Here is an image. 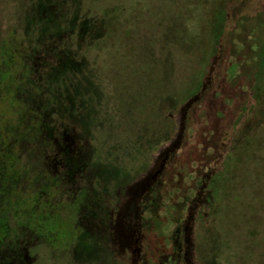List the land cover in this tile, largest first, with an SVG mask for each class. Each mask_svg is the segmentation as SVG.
I'll list each match as a JSON object with an SVG mask.
<instances>
[{
    "label": "rangeland",
    "instance_id": "obj_1",
    "mask_svg": "<svg viewBox=\"0 0 264 264\" xmlns=\"http://www.w3.org/2000/svg\"><path fill=\"white\" fill-rule=\"evenodd\" d=\"M78 1L110 24L82 52L98 95L85 118L74 104L64 146L23 103L30 0H0V264H264V0ZM219 155L202 201L179 212ZM160 175L161 199L181 186L175 231L164 217L131 247L118 218Z\"/></svg>",
    "mask_w": 264,
    "mask_h": 264
},
{
    "label": "trees",
    "instance_id": "obj_2",
    "mask_svg": "<svg viewBox=\"0 0 264 264\" xmlns=\"http://www.w3.org/2000/svg\"><path fill=\"white\" fill-rule=\"evenodd\" d=\"M74 1L30 0L23 18V33L27 38L28 50L31 49L25 55L27 57V62L26 64L24 63L26 68L24 71L26 73L23 72L25 78L22 77L20 80L23 91V103L30 107L33 113L37 114L35 124L39 130H41L42 126H47L49 133H52L51 131L60 132L62 134L61 142L63 141L64 146L70 142L68 135L74 127L71 121L72 118H76L74 114L78 111L80 115L84 111L83 117H87V113L89 109L91 111L95 101L94 97L98 95L96 89L98 84L94 79L93 70L89 67L88 61L82 52L84 53V50L91 46L93 40L102 38L110 24L108 17L106 19L100 16H89L85 11L80 15L79 1ZM228 20V13L223 11L218 18V24L214 31L218 44L222 43L226 35L225 29L228 26ZM213 68L214 66L212 65L209 73H211ZM258 70L261 73L256 72L254 76L256 83L253 86H256L257 83L260 85V81L264 82V76H262L264 74V47L260 53ZM203 83L200 85L197 94L203 89V85H205ZM257 88V86L253 87V91H256ZM206 93L207 91H204L202 96L204 97ZM201 100L194 103L191 108L196 106ZM74 104H76V111ZM190 111L191 109H189V113ZM241 127L242 121L238 123L236 130L240 131ZM223 137V134H219L217 142L221 141ZM222 145L224 144L222 143ZM220 157L221 155L217 158L220 159ZM171 160L169 159L168 162ZM212 166L210 165V168ZM221 166L222 163L219 160V164L213 169L209 183L217 179V176L221 173ZM167 167L164 166L163 168L166 169ZM160 179L153 186L150 195L147 196L145 207L142 210L143 230L146 233L151 228H161L164 225L162 220L164 217L167 220L165 222L168 224L169 229L174 233L179 219L175 217L177 211L172 206V202L173 195L181 191V186L173 189V192H170V195L164 200L158 196L157 187L160 184ZM130 184V181L125 183L121 181L119 186L121 194H124L125 189ZM202 184V180L196 182V186H201ZM194 188L188 187L190 196L185 201L182 200L183 204L178 207L179 212L182 211L184 214L186 211L189 212L196 209L198 203H194L197 201L194 198L196 193V188ZM159 202L163 204L158 207ZM152 210L154 211L153 214L150 213ZM183 214L180 215L181 221H184ZM182 241L184 242L183 237ZM167 256L170 259L172 258L173 261L172 254ZM142 264H146V262Z\"/></svg>",
    "mask_w": 264,
    "mask_h": 264
},
{
    "label": "flooded vegetation",
    "instance_id": "obj_3",
    "mask_svg": "<svg viewBox=\"0 0 264 264\" xmlns=\"http://www.w3.org/2000/svg\"><path fill=\"white\" fill-rule=\"evenodd\" d=\"M172 155V154H171ZM169 161V160H168ZM216 165L219 164V159L215 162ZM167 166V163H166ZM214 166H212V168H210V166L206 167V173L202 178V182L203 184H205L204 186H208V184H210L209 179L211 174L213 173V168ZM164 171V170H163ZM162 175V174H161ZM161 175L159 177L156 178L155 181L153 182H148L145 183L144 186H142L141 189H137L136 191V198H135V204H134V209L133 210H125L124 209V213L121 214V216L118 218L119 220L122 219L123 222V226H125L123 233H122V238L125 240V244H128L132 247V240L135 238V231H138V235L139 237H136L134 239V241H137V244H140V246L143 244L145 238L147 237L146 232L143 230V215H142V210L145 207L146 204V199L147 196L150 195V191L152 190L153 186L159 182V179L161 178ZM206 177V178H205ZM209 181V182H208ZM203 184L200 186V190H198V193L195 196V199H199L200 201H202V197H203V193H204V186ZM202 195V196H201ZM125 198L122 197L120 198L119 202L116 203V206L121 205L122 203H124ZM196 203V201L194 202ZM142 205V206H141ZM118 209V208H117ZM119 216V215H118ZM118 220V221H119ZM117 223V221L115 222V224ZM134 247V246H133ZM142 247V246H141ZM137 253L139 255H141V249L139 247V250H137ZM144 259V257H143ZM172 261V258H171ZM174 261V259H173ZM173 261L171 264H173Z\"/></svg>",
    "mask_w": 264,
    "mask_h": 264
},
{
    "label": "water",
    "instance_id": "obj_4",
    "mask_svg": "<svg viewBox=\"0 0 264 264\" xmlns=\"http://www.w3.org/2000/svg\"><path fill=\"white\" fill-rule=\"evenodd\" d=\"M196 99V98H194ZM191 215H189L188 221H187V229H190V224H191Z\"/></svg>",
    "mask_w": 264,
    "mask_h": 264
}]
</instances>
